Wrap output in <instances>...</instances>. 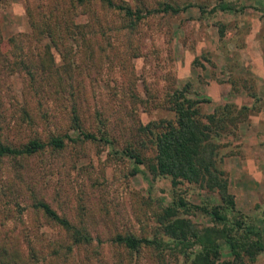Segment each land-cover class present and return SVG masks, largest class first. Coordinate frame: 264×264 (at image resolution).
Instances as JSON below:
<instances>
[{
    "label": "rangeland",
    "instance_id": "1",
    "mask_svg": "<svg viewBox=\"0 0 264 264\" xmlns=\"http://www.w3.org/2000/svg\"><path fill=\"white\" fill-rule=\"evenodd\" d=\"M74 1L0 0L3 47L13 35H18L27 47L32 32L28 9L38 20L51 19L55 31L62 23L61 13L64 17L72 14L76 22L86 21L90 14L99 16L105 28L100 31L93 23L90 32L99 56L86 58L83 49L72 44L74 61L83 58V66L96 64L82 74L88 93L81 99L79 113L85 127L95 131V109L99 110L107 119L106 128L115 139V147L130 143L142 151L144 162L139 165L141 171L133 174L130 158L115 155L110 144L98 140L67 141L62 150L46 147L42 153L21 159L25 164L22 178L11 159L1 160L0 235L7 236L11 231L16 236L18 259L23 263L30 259V264H59L51 257L58 248L62 250L61 264L64 255L70 253V264H113L117 259L121 264H189L185 255L174 254L168 246H143L131 252L112 241L117 232L162 235L158 214L162 206L174 200L175 191L184 199L180 211L194 229L210 224L205 207L221 203L217 190L187 181L174 187L169 176H155L150 170L154 152L151 135H138L136 130L141 122L173 119L168 95L175 89L187 88L190 96L210 97L217 103L229 97L238 108L245 106V120L237 125L235 135L219 140L223 147L216 165L233 195L236 214L264 219V0H224L233 5L234 11L215 12L209 10L220 0H115L149 8L165 2L191 4L176 14L154 13L135 27L99 4L84 11ZM200 5L205 12L200 11ZM101 45L105 54L100 53ZM52 50L57 65L62 64L60 50ZM5 73L0 94L16 95L18 105L12 107L9 97L0 105V138L7 137L15 144L29 138L28 123L16 124L22 107L35 117L32 129L44 137L52 130L58 131L57 127L63 131L68 127L70 112L59 99L51 98L48 106L46 101L40 105L31 96L23 105V74ZM214 106L206 103L200 109L211 112ZM41 112H46V120H39ZM10 181L15 185L4 191L7 194L2 193ZM14 187L19 188V194ZM37 199L84 227L91 242L73 245L69 234L34 206ZM68 244L70 252L66 251ZM245 262L264 264V251Z\"/></svg>",
    "mask_w": 264,
    "mask_h": 264
},
{
    "label": "trees",
    "instance_id": "2",
    "mask_svg": "<svg viewBox=\"0 0 264 264\" xmlns=\"http://www.w3.org/2000/svg\"><path fill=\"white\" fill-rule=\"evenodd\" d=\"M76 1L83 6L84 11L95 4L110 9L118 19H128L130 27H135L137 22L154 13L176 14L191 6V4L165 2L157 7L149 8L147 6L132 7L125 2L115 0ZM198 7L200 11L205 12L203 6ZM217 10L234 11V7L229 2L220 0L210 8L209 12ZM93 15L90 14L84 22H76L72 14L64 17L61 13L62 23L55 31L56 28L51 19L38 20L37 16L28 9L32 32L29 36L30 44L27 43V47L18 35H13L7 39L4 48L0 31V83L6 75L5 72L23 74V105L31 96H34L40 105L46 101L44 104L48 106V100L55 98L62 102V107L67 109L66 112H70L69 125L64 131L57 127L58 131L52 130L44 137L32 129L35 125V117L29 114L26 107H22L20 120L16 124L28 123L26 126L29 125L31 128L29 138L18 144L9 142L7 137L0 138V161L11 159L12 163L20 169L18 174L21 178L24 177L22 170L25 167L21 159L42 153L46 147L62 150L66 147L67 141L78 140H98L108 143L115 155L125 156L133 161L134 167L131 171L133 174L141 171L139 165L144 162L142 151L131 146L130 143L122 148L115 147V139L109 135L106 128L105 120L107 119L102 117L99 110L95 109L97 115L95 131L85 127L79 113L81 99H85L88 93L82 74L88 67L96 64L90 63L83 66L80 64L85 61L83 58L74 61L72 44L78 45L80 51L83 49L86 58L92 59L99 56V52L94 49L97 48L95 46L97 42L90 32L93 31V23L99 26L100 31L106 25L99 16L93 17ZM107 28L109 29L110 26L107 25ZM116 30L121 32L118 27ZM45 39H47L46 42H44ZM111 47L113 46L110 43L109 48ZM52 48L60 50L62 64L57 65ZM99 49L100 53L105 54V48L102 45ZM91 92L94 95V87ZM200 96H190L187 88L175 89L168 95L169 110L173 113V119L161 118L157 122H141L136 132L138 135H151L150 142L154 150L150 164L152 174L169 176L174 187L182 181H187L217 190L220 205L204 208L209 216L210 224L194 229L190 220L183 217L180 207L185 205V201L175 191L174 200L162 206L158 214L157 220L162 226V235L145 237L130 232H117L113 235L112 241L131 252H137L143 246L158 249L168 246L174 254L185 255L189 264H248L246 260L253 261L260 252L264 251V219L236 214L233 195L228 192L225 185L223 171L216 165L218 151L223 147L219 144V140L235 135L237 125L245 120L243 114L246 108L245 106L238 108L232 101L230 102L229 97H226L223 103H217L210 97ZM8 97L12 107L18 105L16 95L10 92L0 94V105ZM206 103H212L215 106L211 112L203 113L200 106ZM28 117L30 118L27 120ZM46 117V112H41L39 120ZM70 130H73V134L69 133ZM13 185L15 184L11 181L6 183L2 193L7 188L11 189ZM14 189L19 194V188L14 187ZM34 206L43 212L49 222L60 225L72 238L73 245L91 242L92 237L84 227H79L68 217L60 215L46 201L37 199ZM10 233L7 236L0 235V264H30V259L26 263L18 259L20 250L16 243L17 238ZM71 250L70 244L66 245V251ZM61 253L62 250L58 248L53 250V254L51 253L56 263L58 261L61 264L59 259ZM225 254L231 255L230 259H224ZM71 255V253L64 255V264L71 263ZM113 264L121 263L117 259Z\"/></svg>",
    "mask_w": 264,
    "mask_h": 264
}]
</instances>
